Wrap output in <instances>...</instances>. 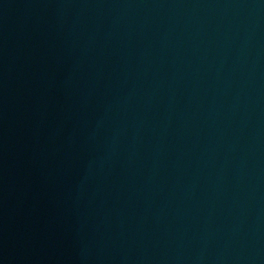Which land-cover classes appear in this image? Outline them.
<instances>
[{
  "label": "water",
  "instance_id": "95a60500",
  "mask_svg": "<svg viewBox=\"0 0 264 264\" xmlns=\"http://www.w3.org/2000/svg\"><path fill=\"white\" fill-rule=\"evenodd\" d=\"M220 1L264 13V0H220Z\"/></svg>",
  "mask_w": 264,
  "mask_h": 264
}]
</instances>
